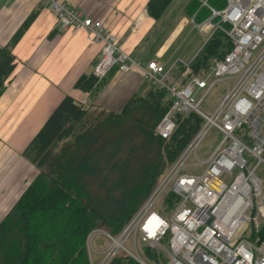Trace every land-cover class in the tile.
Listing matches in <instances>:
<instances>
[{
  "label": "built area",
  "instance_id": "1",
  "mask_svg": "<svg viewBox=\"0 0 264 264\" xmlns=\"http://www.w3.org/2000/svg\"><path fill=\"white\" fill-rule=\"evenodd\" d=\"M44 3L54 9L64 27L84 30L90 42L102 43L93 67L96 78L102 79L114 67L121 72L139 71L151 85L168 92L171 105L156 126L159 136L167 139L172 135L178 112L194 111L204 119L122 232L113 236L103 231L110 243L99 264H109L121 251L147 264L139 253L141 245L163 251L165 264H264V240L257 243L250 238L264 223V189L256 173L264 163V0H226L221 9L204 0L211 15L201 22L192 18L193 23L205 42L217 30L225 37L227 42L214 55L223 46L230 48L197 72L191 62L179 61L182 69L177 78L174 66L166 69L154 59L143 65L133 58L101 20L62 0ZM220 82L225 94L208 114L202 103ZM211 125L223 133L222 142L208 160H198L196 164H206L201 173H184L187 157L196 155ZM169 191L178 200L164 215L155 206L162 205ZM130 238L134 250L125 246Z\"/></svg>",
  "mask_w": 264,
  "mask_h": 264
},
{
  "label": "trees",
  "instance_id": "2",
  "mask_svg": "<svg viewBox=\"0 0 264 264\" xmlns=\"http://www.w3.org/2000/svg\"><path fill=\"white\" fill-rule=\"evenodd\" d=\"M172 1L149 0V16L159 22ZM203 1L189 0L184 13L196 22L205 12L209 17L211 10ZM207 2L215 9L226 4ZM40 8L0 47V97L15 68L13 49ZM222 37L215 31L190 61L196 72L222 46ZM177 65L181 70L179 61ZM113 71L117 67L102 79L83 74L75 87L95 96ZM170 105L168 92L153 85L145 94L132 95L119 111L84 107L65 96L22 152L38 172L0 220V264H91V233L101 230L118 236L204 123L194 111L178 112L172 135L162 138L156 126ZM177 200L167 192L161 213L166 215ZM250 238L264 240V223ZM142 247L147 262L166 263L163 252ZM109 264L141 263L121 251Z\"/></svg>",
  "mask_w": 264,
  "mask_h": 264
},
{
  "label": "crops",
  "instance_id": "3",
  "mask_svg": "<svg viewBox=\"0 0 264 264\" xmlns=\"http://www.w3.org/2000/svg\"><path fill=\"white\" fill-rule=\"evenodd\" d=\"M62 1L88 17L101 20L117 36L121 47L143 65L154 59L167 69L174 66V77H178L177 62L182 60L169 64L164 60L170 43L189 23L184 9L180 16L164 26L163 42L152 54L147 50L155 38L158 42L161 40L157 32L162 25L149 16L146 9L149 0ZM39 7L37 16L13 49L15 68L0 97V152L10 160L7 161L10 164L4 165L6 168L12 165L23 171L25 187L20 186L19 196L38 172L22 152L65 96L73 97L84 107L119 111L132 95L145 94L151 86L139 71L117 70L95 96L90 91L77 89V80L83 74L93 73L102 43L90 42L84 30L64 27L44 0H0V47ZM22 174L15 173L9 180L4 175L7 182L4 176L3 181L0 178V202L14 200L15 195L9 190L17 185ZM6 213L7 210L0 212V220Z\"/></svg>",
  "mask_w": 264,
  "mask_h": 264
},
{
  "label": "rangeland",
  "instance_id": "4",
  "mask_svg": "<svg viewBox=\"0 0 264 264\" xmlns=\"http://www.w3.org/2000/svg\"><path fill=\"white\" fill-rule=\"evenodd\" d=\"M188 1L189 0H173L170 3V5L168 6L162 20L159 21V23L162 25V27L158 28L157 36L160 35V37H161L162 30H163L164 26H166L167 23H169L170 21H173L174 19H176L178 16H180L182 14L183 9H184V7ZM48 6H50V5H48ZM208 14L209 13H207V12L204 13V16L201 18L202 21L205 20L206 17H208ZM187 17H188L189 23L186 25V27L184 28L182 33L178 37H176L174 39V41L171 42L169 45L170 49H169V52H168V54L164 60V62H167L168 64L170 62H174L177 59H180L184 62H190L195 57V55L200 51V49L202 48V46L205 42V36L203 35V33H201L199 31L198 26L195 25L192 21L193 17L192 18L190 16H187ZM155 39L156 40L154 42L150 43V46L147 50V52L152 53V54L155 53V51L158 49L159 45L163 42L162 37H161V40L159 42H158L159 39H157V38H155ZM225 41H226V39L223 36L222 42H225ZM224 49H226V47L221 48L216 55H212L208 59L206 65L209 66L215 58H217V59L222 58L224 55V53H222ZM224 94H225L224 84L221 82L216 84L210 90V92L207 94V96L205 97V99L202 103L203 110L205 112H207L208 114H211L214 111V109L217 107V105L219 104L221 99L223 98ZM222 140H223V133L216 126L211 125L207 129L202 140L200 141L199 146H198L197 151H196V155L191 154L187 157L186 165L183 168V172L184 173H201L205 169L206 164L205 163L196 164V163L198 162V160H201V161L208 160L211 157V155L215 152L217 147L220 145ZM8 159L9 158L7 157V155L3 154V152H0V178H1V180H2L4 175L6 177H8V180H9L15 173H18V172H19V174L23 173L22 170L18 169L17 167H13L12 165L10 167L6 168L5 166L9 163L7 161H10ZM253 165H255V163ZM2 167H3V169H2ZM256 173L259 176V178L261 179V181L263 183V189H264V163H261L260 165H258V167L256 169ZM23 175L24 174H22L20 176L19 180L16 181L17 185L13 189L9 190L10 194L15 195L14 200L9 201V202H0V212L1 213L5 212L6 210L8 211L10 206L18 198L19 195H17V194L20 193L19 192V190L21 188L20 186H22L24 184L23 180H22ZM5 176H4L3 180H5L7 182L8 180L5 179ZM229 178L230 177H227V179H225V181H228ZM18 182H20V185H18L19 184ZM155 209L158 212L162 211V208L159 204H157L155 206ZM109 243H110V240L106 237V235L104 234L103 231L96 230V231L91 233L89 241H88V245L90 247L89 253H90V258H91V264H99L101 262V260L103 259L104 255H105L103 251L107 248ZM165 243L166 242H164V244ZM125 246L128 249L134 250L133 239L130 238L125 243ZM142 249H143V247L141 245L139 247V253L142 256V258L145 260V258L143 257V254H142ZM153 249H155V248H153ZM155 250H157L158 252H163V251L158 250V249H155ZM165 256H166V254H165ZM160 258H161V256H160ZM146 263L147 264H155L154 262H151V261H149V262L146 261ZM157 264H159V263H157Z\"/></svg>",
  "mask_w": 264,
  "mask_h": 264
}]
</instances>
